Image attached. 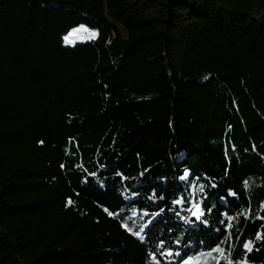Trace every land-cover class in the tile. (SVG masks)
<instances>
[{"label":"trees","instance_id":"16d2710c","mask_svg":"<svg viewBox=\"0 0 264 264\" xmlns=\"http://www.w3.org/2000/svg\"><path fill=\"white\" fill-rule=\"evenodd\" d=\"M98 1L0 0V264H264V0Z\"/></svg>","mask_w":264,"mask_h":264},{"label":"rangeland","instance_id":"374dc122","mask_svg":"<svg viewBox=\"0 0 264 264\" xmlns=\"http://www.w3.org/2000/svg\"><path fill=\"white\" fill-rule=\"evenodd\" d=\"M69 8V5H65L61 9L57 10L56 14L52 16V20L62 21ZM83 26L87 29L95 30L97 35L93 36L91 31H84L80 29L79 26L78 28L72 30L67 36L62 37L60 44L72 52H87L93 48L95 41L101 35H107L111 40L116 37L124 39L128 38V33L125 28L118 22L110 19L105 0H99L95 4V6L88 13L86 22ZM65 37L68 39L66 40Z\"/></svg>","mask_w":264,"mask_h":264},{"label":"snow or ice","instance_id":"6c2138e0","mask_svg":"<svg viewBox=\"0 0 264 264\" xmlns=\"http://www.w3.org/2000/svg\"><path fill=\"white\" fill-rule=\"evenodd\" d=\"M80 29H82L84 31H91L93 36L97 35L95 30L87 29L83 25L80 26ZM80 29H78V30H80ZM65 39L67 40L68 38L65 37ZM189 175L190 174H189L188 170H185L184 174L180 177V179L184 180V179L188 178ZM247 187H248V182L245 181V188H247ZM230 194L235 195V193H232L231 191H230ZM189 203L191 205L188 208L189 213L192 216L199 219L203 215L202 206L199 203H197L196 201H190ZM225 215L227 216V218L229 220V223L226 225L225 235L231 236L232 225H231L230 221L233 220L234 217L228 216L227 213ZM261 219H264V217H261ZM258 239L264 240V233H261L258 236ZM161 243H163V242H161ZM177 243H179V241H177ZM222 243H223V241L217 242L213 246L209 247L206 251H202V252H198V253H195L193 255H190V256H186L181 261V264H237L236 261H233L232 259H230V257L228 256V249L225 247H222L221 246ZM242 247H243L244 251L247 253V252L254 250L255 245L253 244L252 241L246 240L243 242ZM168 254L172 255L173 253L171 251H169ZM176 254L179 255V253H176ZM239 264H249V262L247 260H241L239 262Z\"/></svg>","mask_w":264,"mask_h":264}]
</instances>
